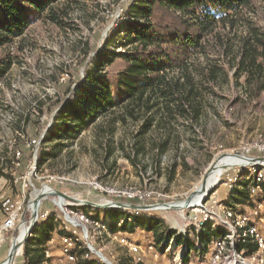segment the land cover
Here are the masks:
<instances>
[{"label": "rangeland", "instance_id": "1", "mask_svg": "<svg viewBox=\"0 0 264 264\" xmlns=\"http://www.w3.org/2000/svg\"><path fill=\"white\" fill-rule=\"evenodd\" d=\"M151 1L54 0L58 22H52L46 13L37 14L28 8L31 17L29 27L21 36L0 48V58L10 63L6 75L0 80V177L9 182L6 183L8 190L16 191L15 187L18 188L13 176L27 174L33 185L30 189L40 190L34 192V198L48 192L46 188H54L72 199L92 203L125 202L116 192L130 189L148 193L145 198L148 203H176L206 179L220 157L228 155L233 158L225 163L229 164L228 167L222 166L215 184L210 187V192L216 189L220 197L227 191L221 180L226 174L233 173L234 166L245 163L246 155L253 159L264 158V153L257 149L243 152L244 146L262 143L261 139H264V71L243 73L235 79L234 70L229 66L239 43L248 37L251 28L264 33V0H250V5L228 10L222 17L224 20L203 34L202 52L191 54V61L206 73L202 76L199 70H194V90L201 106L196 118H178L172 123L163 119L160 125L145 128L148 116L141 110L133 119L129 115L123 117L126 114L119 107H113L95 117L86 129L76 135L75 140L70 141L57 134L50 137L62 122L67 123V119H60L59 115L78 97L82 87L88 89L89 73L94 75L95 70L101 68L107 53L135 46L132 24L146 20L164 25L181 24L183 15L180 12L161 6L155 7L145 18L142 12L144 4L141 3ZM213 64L224 68L227 80L222 75L211 80L218 69ZM105 67L115 73L120 65L103 64V70ZM173 73L171 71L170 76ZM249 75L250 85L246 80ZM142 129L146 132L140 137ZM166 134L171 138L165 152L157 157L150 148ZM31 140H36V146L30 145ZM141 143L145 149L136 155L135 145ZM16 150L20 151V165H15ZM40 152L46 160L38 166ZM240 156L245 157L238 158ZM254 162V166L262 163ZM172 165L174 171L170 179ZM59 175L66 178L51 179V176ZM56 196L47 193L42 200L43 208L51 210L50 218L56 223L55 231L58 232L62 229L63 213L54 205ZM203 197L204 194L200 200ZM64 204L68 205V202ZM159 206V209L138 213L146 218L162 220L159 229L181 232L180 228L187 223L188 210ZM77 207L84 210L90 219H103L107 210ZM126 211L133 214L131 209ZM86 225L92 231L91 225ZM121 226H116L117 230L138 241H155L153 231L144 227ZM35 236L34 231L27 238L23 253L27 241L36 239ZM117 238L96 234L94 245L116 264H130L131 257ZM6 249L4 246L0 250V260ZM20 260L21 257L16 258V262Z\"/></svg>", "mask_w": 264, "mask_h": 264}, {"label": "trees", "instance_id": "2", "mask_svg": "<svg viewBox=\"0 0 264 264\" xmlns=\"http://www.w3.org/2000/svg\"><path fill=\"white\" fill-rule=\"evenodd\" d=\"M53 2L54 0H0V48L6 46L13 38L21 36L29 27L31 17L28 8L37 14L46 13L52 22H58V12ZM250 2V0H153L150 3H141L144 4L142 12L145 18L150 16L155 7L161 6L180 12L183 15L181 24L164 25L150 23L147 20L132 24L131 34L135 46L121 52L111 51L107 53L105 61H102V65L111 66L118 63L120 67L114 73L106 67L103 70L100 64L101 68L96 69L94 75L89 73L88 89L82 87L78 97L59 115L58 118L67 119V123L62 122L58 129L52 131L50 137L57 134L58 137L75 140L76 135L86 129L95 117L113 107H119L126 114L123 117L129 115L133 119L137 118L135 115L141 110L143 115L148 116L145 118V128L160 125L163 119L166 123H172L178 118L186 120L196 118L200 114L201 106L194 90L196 77L194 70H199L202 76L206 73L191 61V54L202 52L200 47L203 34L210 32L220 20H224L222 17L228 10H239L245 5H250ZM232 59L229 66L234 70L235 79L243 73L263 72L264 33L255 27L251 28L248 37L239 43ZM9 66L8 60L0 58V80L6 75ZM213 67L218 69L212 74L211 80L221 75L227 80L224 68L216 64H213ZM171 71H174L172 76ZM250 79L249 75L246 78L249 85ZM145 132L146 129H142L139 136L143 137ZM170 138L171 136L166 134L157 145L150 148L157 157L165 152ZM143 149L144 143L135 145L136 155ZM43 155L40 152L38 166L46 160ZM172 167L169 170L170 179L173 176L174 165ZM241 194L239 197L246 195L244 191ZM128 214L125 210L110 208L105 211L102 220L112 226L113 231L117 230L116 223L120 218L125 219L121 228L131 225L153 231L155 244L160 249L163 242H168L175 235V230L162 227L159 229L162 220L151 217L147 219L144 214L145 217L136 213L137 216H133L134 220L128 222L126 220ZM28 216L27 213L25 218L28 219ZM55 229L56 223L50 218L32 230V233L34 231L36 233V239L27 241L24 250V255L31 263L43 261V245ZM61 233L63 231L59 229L57 234ZM182 239V235L178 234L175 243L180 244ZM187 246H190L188 240ZM83 264L98 263L96 260H89Z\"/></svg>", "mask_w": 264, "mask_h": 264}, {"label": "built area", "instance_id": "3", "mask_svg": "<svg viewBox=\"0 0 264 264\" xmlns=\"http://www.w3.org/2000/svg\"><path fill=\"white\" fill-rule=\"evenodd\" d=\"M261 141L244 146L243 152L250 153L257 149L264 153V139ZM31 143L36 146V140H31ZM14 155L17 160L15 165H20V151L16 150ZM246 157L245 163L234 166L233 173L226 174L221 180L220 183L227 187L225 195L220 197L218 190H209L204 193L200 203L186 207L189 213L187 223L180 228L181 232L177 231L168 242H163L161 249L155 241L142 242L120 230L113 231L112 226L104 220L90 219L84 210L77 207L88 205L56 196L54 205L63 213V233L54 231L50 235L43 245V261L34 264H83L89 260H96L98 264H116L102 253L100 247L94 245V236L103 233L118 237V243L131 257L130 264H264V162L254 166L252 163L255 159L249 154ZM12 178L14 183H18V188L15 187L17 192L8 190V181L0 177V250L4 246L7 248L0 264H33L23 253L25 242L13 252L11 261H8L7 254L20 241L22 230L24 232L29 223L30 216L26 219L25 215L27 212L30 215L33 210V193L40 190L30 189L33 185L27 174ZM65 178L64 175L51 176L52 180ZM50 190L46 188V191ZM243 191L246 196L239 197L238 193ZM116 193L125 202L148 203L145 202L148 193L130 189ZM66 202L68 205L64 204ZM39 205L37 225H42L52 213L48 208H43L42 199ZM131 212L138 213L134 210ZM133 214L127 215L128 222L134 220ZM124 220L120 218L116 226L120 227ZM87 223L92 231L88 230ZM31 232L28 237L32 235ZM178 234L183 237L180 244L175 243ZM187 240L190 246H187ZM173 246L176 248L172 249ZM17 257H21L19 262H16Z\"/></svg>", "mask_w": 264, "mask_h": 264}, {"label": "water", "instance_id": "4", "mask_svg": "<svg viewBox=\"0 0 264 264\" xmlns=\"http://www.w3.org/2000/svg\"><path fill=\"white\" fill-rule=\"evenodd\" d=\"M264 161L263 157H257L255 158V164H257V162H261ZM217 164H213L212 168L210 169V171L208 172V175H210L212 172H214V170L217 169ZM224 166H229V164H225ZM223 166V168H224ZM209 177V176H207ZM207 181L205 180V182L201 183L200 187H196V189L192 190L191 193H189L183 200H181V205H177L176 203H143V204H138V203H133V202H120V201H110V202H106V203H96V202H90L87 200H79V199H72L71 197H69V195L65 194L64 192H62L61 190L58 191L57 189L52 188L50 191L46 192V193H40L38 194L32 201V205H33V210L32 213L30 214V217L28 219V225L26 227V229L24 230L23 234L20 237V241L16 244H14L10 250V252L7 254V259L8 261H11L12 259V254L13 252L21 245L23 244L28 237V234L32 231V229L37 225V217H38V213H39V207H40V200L42 199L44 194H56L58 196H62L64 198H68L74 202H80V203H84L90 207H96V208H102V209H121V210H126V209H131L134 211H138V212H143V210H148V209H155L157 207H159V205H164L167 208H186L191 206L192 204V199L194 198L195 194L198 192H203V193H207L210 190V186H208Z\"/></svg>", "mask_w": 264, "mask_h": 264}, {"label": "bare ground", "instance_id": "5", "mask_svg": "<svg viewBox=\"0 0 264 264\" xmlns=\"http://www.w3.org/2000/svg\"><path fill=\"white\" fill-rule=\"evenodd\" d=\"M231 159H233L231 156H228V155H224V157H220L219 159H218V161H217V169L216 170H214V172H212L210 175H208V173H207V176H209V177H207V176H205L206 177V181H207V185L208 186H212V185H214L215 183V181H216V179H217V177H218V175H219V173H220V169H222V166H224V164L226 163V162H229V160H231ZM205 180H203L201 183H203V182H205ZM201 185V184H200ZM200 185L198 186V187H200ZM204 193L203 192H198V193H196L195 194V196H194V198L192 199V204H198L199 202H201V200H200V197L203 195ZM34 196H35V193H33V197L32 198H34ZM191 204V205H192ZM177 205L179 206V205H181V202H177ZM165 207V206H164ZM22 233H23V230H22Z\"/></svg>", "mask_w": 264, "mask_h": 264}]
</instances>
